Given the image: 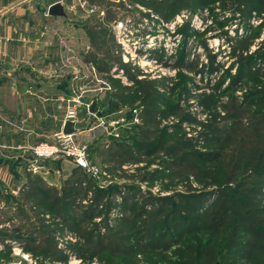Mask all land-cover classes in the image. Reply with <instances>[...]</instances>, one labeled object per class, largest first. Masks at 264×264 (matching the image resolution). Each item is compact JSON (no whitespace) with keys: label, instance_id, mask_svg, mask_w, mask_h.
Returning <instances> with one entry per match:
<instances>
[{"label":"trees","instance_id":"1","mask_svg":"<svg viewBox=\"0 0 264 264\" xmlns=\"http://www.w3.org/2000/svg\"><path fill=\"white\" fill-rule=\"evenodd\" d=\"M83 1L91 10L79 7L77 24L90 40L84 61L107 79L110 109H128L140 122L96 148L107 185L75 165L61 186L32 170L17 195L2 183L0 258L18 246L53 263L73 255L97 264H264V39L250 50L264 30V0ZM183 11L191 15L185 39L201 13L207 29L230 42L225 71L222 51L206 45L201 68L185 50L175 60L195 78L215 80L223 71L211 93H193L201 89L188 86L193 77L155 75L125 61L118 42L120 21L171 23ZM235 24L243 35L225 31ZM162 57L150 59L164 65ZM191 97L198 103L188 105ZM157 183L163 191L152 190ZM70 235L75 240L65 241Z\"/></svg>","mask_w":264,"mask_h":264},{"label":"crops","instance_id":"2","mask_svg":"<svg viewBox=\"0 0 264 264\" xmlns=\"http://www.w3.org/2000/svg\"><path fill=\"white\" fill-rule=\"evenodd\" d=\"M57 1L62 0H0V180L14 195L18 194L26 180V170L33 164L39 165L38 172L51 180L50 183L61 186L67 175L64 171L70 169L68 160L37 161L31 147L44 141L53 142L67 120V109L72 105L77 107L74 99L81 90H90L84 87L89 79L85 73L69 74L68 83L61 87L57 75L49 78L46 73L29 70L38 64L36 55L53 46L52 40L43 37L46 35L44 30L49 34L54 24L53 27L66 36L71 16L65 19L48 15L49 6ZM72 1H62L68 14L75 8ZM79 30L84 29L79 27ZM67 40L62 39L54 45L60 48V44H67L68 52L59 62L60 69H80L86 65L84 53L90 44L73 56L69 50L77 46V41ZM49 61L47 69L54 68ZM28 82L31 83L27 85ZM74 119L78 121L76 126L84 130L85 117Z\"/></svg>","mask_w":264,"mask_h":264},{"label":"rangeland","instance_id":"3","mask_svg":"<svg viewBox=\"0 0 264 264\" xmlns=\"http://www.w3.org/2000/svg\"><path fill=\"white\" fill-rule=\"evenodd\" d=\"M72 2L74 3L75 8H73L72 10H70L71 8H69V10L71 11L69 13L71 19L67 22L68 24L66 36L64 35L63 31L62 33H59L58 28L53 27L54 24L51 25L52 30L51 32H49V34L48 30H44L46 35L43 37H45V40H52L53 46L52 48L46 49L43 53L37 54L36 60L38 64L35 66V69L30 67L29 65V70H33L37 73H46V77L49 78L52 75H57L61 87H64L68 83L69 74L75 75V73L79 74L80 72L87 74L89 79L86 80L84 87L90 90H88V92L81 90L78 95V97H80V103L72 101L77 105V116L85 117L83 123L85 129H81L76 135V138L78 139V141L86 143L89 146V155L92 162L96 163L99 166L101 165L105 167L103 164H101V159L97 156L95 150L100 146L105 148L106 145L110 143L111 137H116L112 133V131L108 129V127H110V121H121V119H125L124 122H120V124L118 125L119 127L116 130L120 133V137L123 134L125 135L126 131H130V133H132L134 131L135 124H131L132 118L128 109H120L115 111H112L110 109L109 98L106 93L108 88L104 86L109 84L104 75L98 73L87 63L80 69H60L59 62L63 61V57L65 54H67L68 49L67 44H60L62 48H56L54 46L55 44L58 45V42L62 41V39L65 41V38H68L67 42L74 40L77 41V46L73 47L72 50H69L72 51L73 56H75V53L80 54L81 52H83L86 49V46L90 44V40L87 36L86 30H79L80 26L77 24L80 17L78 16L80 13L79 7L87 10V8H89L88 4L83 0H74ZM87 12L89 13L91 12V10H87ZM184 13L187 16L186 18L182 16ZM132 15H134L135 17H133L136 19L141 16L137 11H134ZM178 15L183 17L182 19L184 20L182 22L176 23L175 20ZM190 17V14L183 11L178 13L173 18L171 23H166L165 21L160 20L156 17L152 18L151 20L146 19L144 20V22L131 21V19H128L126 20L127 22H124L125 26L123 29H121L120 27L117 28L118 26L115 25V29H117L118 42L121 43L125 53H127L134 62L145 69V71L155 75L174 76L176 78H179V74L181 73L182 77L185 76L187 78L186 81H188L189 78L193 77L191 81H188L189 87L197 85L201 88L196 92L193 91V93H211L214 90L213 85H215L216 81L220 79L223 71H225V69L227 68H230L232 64L233 60L226 54L227 52H229L230 42H227V40L224 41L222 37L218 36L220 33H222L219 30L214 31L207 29L208 25L210 24V20L208 21L209 24L206 25L203 20L205 18L201 13L193 16L192 21L190 22L191 24L189 25L190 35L185 39L183 35H185L186 32L184 33L182 29L184 28V24L186 23L187 19H189ZM236 22L238 23L239 21ZM259 24H253L254 30L259 28ZM236 27V24L232 25L225 28V31H229V34L234 37L237 34L243 35L244 29L239 26V31L236 32ZM179 30H181L180 33L178 32ZM263 36L264 30L261 32V37L253 39L250 50L254 51L256 47H258L260 42L264 39L262 38ZM204 45H206L208 49L212 51V53H218L219 51H222V53L218 56V61L221 62L224 70L214 78L215 80L210 79V73L205 74L204 78L200 79V75L195 78L193 73L186 70V68H178L174 66V64L176 63L175 60L178 58L181 52L185 50V52L188 53L187 58L189 57V59L194 60L198 57L199 67L201 68L203 64L209 62V52L208 50H205ZM150 57H154L156 59L157 57H162L161 60L165 64H159V62H155V60L150 59ZM125 58H127V56ZM48 61L52 62L54 68L48 67L47 69L46 65ZM48 66H50L49 63ZM235 71L236 68L233 70V73H235ZM35 82L38 83V80H36ZM29 83L31 82H28L26 84L28 85ZM227 86L228 82L226 81L225 83H223V87L221 88V90H219V92L224 90ZM61 100L64 101L63 98H61ZM93 101L97 102V111H102L104 114L103 117L99 118L95 114L89 112V106ZM188 103V105L197 104L198 99L195 97H191ZM186 129L187 131H190V128ZM68 163L70 168L69 170L71 171L75 166L69 160ZM124 168H128L129 171H132V167L125 166ZM68 171L66 169L64 171L66 172L65 174H67ZM46 180L48 182H51V180L49 179ZM101 180L103 183H106V185L111 183V178L103 177V179ZM115 180H118L119 183L124 182V179H121L119 177L115 178ZM162 188L163 185L159 183L152 186V189L154 191L161 190ZM161 191H163V189ZM70 238L73 237L70 235L65 238V241L71 240ZM20 248L21 247L13 246L10 251L6 252V257L0 258V264H97V262H82L81 259H78L73 255L67 256V260L64 262L53 263L49 260L36 258L29 252H25L22 248V250H20ZM0 249H3V247L0 246ZM24 254H30L31 257H29V259L32 258L34 262L28 261L24 257ZM139 258L142 259V257ZM35 260L37 263H35Z\"/></svg>","mask_w":264,"mask_h":264},{"label":"built area","instance_id":"4","mask_svg":"<svg viewBox=\"0 0 264 264\" xmlns=\"http://www.w3.org/2000/svg\"><path fill=\"white\" fill-rule=\"evenodd\" d=\"M182 16L185 18L187 17L185 13ZM183 17L178 15V17L175 20L176 23L182 22L184 20L182 19ZM261 21H262L261 18L255 19L254 24H259L261 23ZM124 22H127V21H124ZM124 22L123 21L118 22L116 24V26H118L117 28L120 27L121 29H123L125 26ZM126 56L127 58H125ZM124 59L125 61L133 60L127 53H125V51H124ZM74 102L80 103L81 102L80 97H77L76 99H74ZM76 110L77 109L74 105L69 107L66 112L67 119H74L77 116ZM133 113L136 114L137 109H134ZM124 121L125 119H121V121L111 120L110 127H108V129L112 131V133L116 137H119L120 133L116 130L118 129L119 127L118 125L120 124V122H124ZM139 122H140V118L134 115V117H132L131 124H137ZM77 134L78 133L66 135L62 133V131H60V133L56 135V139L53 142L44 141V142L35 144L34 146L31 147V152L37 161L66 158L69 161H71L73 165L84 169L87 173L93 176H96L99 179H103V177L111 178V175L108 173L107 170L102 168L101 165L99 166L96 163L92 162V160L90 159V155H89V146L86 143L78 141V139L76 138ZM29 170H32L33 172H38L40 170V167L39 165L33 164L30 166ZM158 191L159 190L155 192H158ZM70 239L73 241L75 240L73 238H70ZM20 250L22 249L20 248ZM24 257L28 261L34 262L32 258L29 259V257H31L30 254H24ZM35 263H37L36 260H35Z\"/></svg>","mask_w":264,"mask_h":264},{"label":"water","instance_id":"5","mask_svg":"<svg viewBox=\"0 0 264 264\" xmlns=\"http://www.w3.org/2000/svg\"><path fill=\"white\" fill-rule=\"evenodd\" d=\"M48 15L49 16H56V17H63L65 19H69V14L66 12L64 4L62 1H57L52 3L48 8ZM0 64V68H1ZM89 112L95 114L97 117L101 118L103 117L102 111H97L96 109V101H93L89 106ZM78 121L75 119H67L65 120L63 127H62V133L69 135V134H76L80 131V128H78L77 125ZM0 187L6 191V189L3 187V184L0 180Z\"/></svg>","mask_w":264,"mask_h":264}]
</instances>
